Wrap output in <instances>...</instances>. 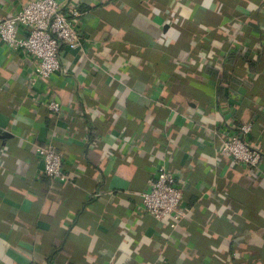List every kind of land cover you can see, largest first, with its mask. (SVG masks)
<instances>
[{
    "label": "crops",
    "instance_id": "crops-1",
    "mask_svg": "<svg viewBox=\"0 0 264 264\" xmlns=\"http://www.w3.org/2000/svg\"><path fill=\"white\" fill-rule=\"evenodd\" d=\"M57 1L85 39L50 80L0 41V264H264V0ZM241 124L257 167L220 151ZM160 165L184 188L175 227L142 204Z\"/></svg>",
    "mask_w": 264,
    "mask_h": 264
},
{
    "label": "built area",
    "instance_id": "built-area-1",
    "mask_svg": "<svg viewBox=\"0 0 264 264\" xmlns=\"http://www.w3.org/2000/svg\"><path fill=\"white\" fill-rule=\"evenodd\" d=\"M81 15L79 7L72 2L29 0L15 14L0 17V41L32 58L33 74L28 84L35 86L41 80H50L59 71L62 45L73 49L81 46L85 39ZM45 103L53 113H61L59 101L47 98ZM251 129V124H241L235 132L226 131L220 151L238 164L257 167L262 154L247 141ZM37 155L44 162L46 175L59 182L69 179L64 170V154L54 143L39 144ZM141 197L143 208L151 216L170 221L173 227L188 215L183 204L184 188L175 172L165 165L153 173Z\"/></svg>",
    "mask_w": 264,
    "mask_h": 264
}]
</instances>
